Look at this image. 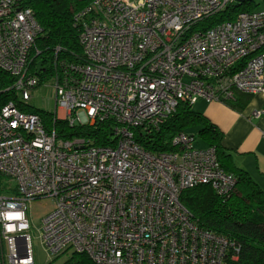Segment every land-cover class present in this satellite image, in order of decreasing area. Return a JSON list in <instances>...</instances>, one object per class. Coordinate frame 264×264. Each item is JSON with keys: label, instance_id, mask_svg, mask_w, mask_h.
Returning a JSON list of instances; mask_svg holds the SVG:
<instances>
[{"label": "built area", "instance_id": "2783aa9c", "mask_svg": "<svg viewBox=\"0 0 264 264\" xmlns=\"http://www.w3.org/2000/svg\"><path fill=\"white\" fill-rule=\"evenodd\" d=\"M236 0H92L74 15L79 63L59 61L53 123L111 120L112 145L65 139L13 102L0 108V264H34L27 203L52 198L40 236L51 257L85 253L95 264H223L230 239L198 226L179 200L208 184L220 198L236 179L216 149L179 132L177 150L149 152L135 140L159 130L179 103L264 96V8L211 27L198 23ZM41 33L22 0H0V69L26 103ZM56 48L55 52H57ZM39 51H37V54ZM56 54V53H55ZM264 110L253 111L259 116ZM22 213L5 219L4 214Z\"/></svg>", "mask_w": 264, "mask_h": 264}, {"label": "trees", "instance_id": "16d2710c", "mask_svg": "<svg viewBox=\"0 0 264 264\" xmlns=\"http://www.w3.org/2000/svg\"><path fill=\"white\" fill-rule=\"evenodd\" d=\"M91 1L22 0L24 6L32 9L41 27V33L30 52L28 68L31 74L38 75L39 84L54 76L59 61H82L74 15ZM255 8L253 0L234 3L202 20L198 26L211 27L221 21L233 19L239 12L253 11ZM13 81L12 76L0 69V108L13 102L22 111L38 114L46 129H54L59 137L65 139L81 137L95 145L114 143L111 120L94 125L70 126L65 120L53 123L54 113L34 110L18 99L16 91L10 88ZM192 127H198L197 134L207 144L215 147L220 166L235 176L236 183L228 198H220L208 184H199L183 189L179 195L180 202L192 214L200 228L225 236L239 246L237 253L232 249L228 250L223 264H264V191L245 171L232 163L230 155L221 145L222 134L214 124L202 113L193 111L187 103H179L159 130L142 134L139 129H135V140L149 152H171L177 150L172 144L173 136ZM62 264L95 263L85 253L73 252Z\"/></svg>", "mask_w": 264, "mask_h": 264}, {"label": "crops", "instance_id": "0c3cea01", "mask_svg": "<svg viewBox=\"0 0 264 264\" xmlns=\"http://www.w3.org/2000/svg\"><path fill=\"white\" fill-rule=\"evenodd\" d=\"M234 96L235 99L229 101L199 99L200 107L194 109L191 105V109L202 113L215 125L222 134L221 145L230 155L232 163L245 171L264 191V113L259 116L250 114L253 109L264 110V100L259 94L236 92ZM249 97L252 100L245 105ZM197 130L198 127H192L186 133L193 136ZM208 146L204 141L202 146L194 147Z\"/></svg>", "mask_w": 264, "mask_h": 264}, {"label": "rangeland", "instance_id": "374dc122", "mask_svg": "<svg viewBox=\"0 0 264 264\" xmlns=\"http://www.w3.org/2000/svg\"><path fill=\"white\" fill-rule=\"evenodd\" d=\"M253 2L256 5L255 9L258 10L264 8V0H253ZM54 94L55 93L53 86V78H48L30 91L31 97L30 100L26 103L28 104L29 108H32L34 110H39L45 113H55L56 115H62V110L55 104ZM259 96L262 98V100H264V96ZM251 100L252 97H249L245 105ZM200 103V101H197L196 103L192 104V108L198 109V107H200ZM255 110L258 109L251 110L250 114H252ZM186 131L188 132L189 129H187ZM193 133L194 146H202L204 140L197 134V131ZM52 208V198L36 199L28 202L26 206V214L29 221V229L27 232L30 237V246L33 254L34 264H62V262L67 258L66 255L51 257L46 251L41 240V219L48 212H50Z\"/></svg>", "mask_w": 264, "mask_h": 264}, {"label": "clouds", "instance_id": "9594fccd", "mask_svg": "<svg viewBox=\"0 0 264 264\" xmlns=\"http://www.w3.org/2000/svg\"><path fill=\"white\" fill-rule=\"evenodd\" d=\"M13 215H15L16 218H20L22 216V213H15V214H4L5 219L11 218Z\"/></svg>", "mask_w": 264, "mask_h": 264}, {"label": "water", "instance_id": "95a60500", "mask_svg": "<svg viewBox=\"0 0 264 264\" xmlns=\"http://www.w3.org/2000/svg\"><path fill=\"white\" fill-rule=\"evenodd\" d=\"M245 1H247V0H236L237 3H243Z\"/></svg>", "mask_w": 264, "mask_h": 264}]
</instances>
